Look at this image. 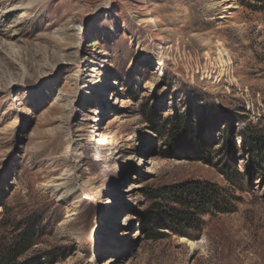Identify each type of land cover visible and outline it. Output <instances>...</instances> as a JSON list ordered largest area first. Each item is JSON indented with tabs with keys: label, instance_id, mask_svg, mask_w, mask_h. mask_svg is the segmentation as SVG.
Here are the masks:
<instances>
[{
	"label": "rangeland",
	"instance_id": "rangeland-1",
	"mask_svg": "<svg viewBox=\"0 0 264 264\" xmlns=\"http://www.w3.org/2000/svg\"><path fill=\"white\" fill-rule=\"evenodd\" d=\"M258 134L264 0H0V264H264Z\"/></svg>",
	"mask_w": 264,
	"mask_h": 264
},
{
	"label": "trees",
	"instance_id": "trees-1",
	"mask_svg": "<svg viewBox=\"0 0 264 264\" xmlns=\"http://www.w3.org/2000/svg\"><path fill=\"white\" fill-rule=\"evenodd\" d=\"M166 123L167 120L164 122L163 127H165ZM250 139L251 144H255V147L258 150L259 158H264V137L258 134L255 137H250ZM173 187L176 190L174 189L169 191V193L171 194L170 198L174 199L175 201L183 202V200H186L190 201L191 203H188L189 210L187 211H182L180 213H178L176 209L163 211V216L166 221V228L176 234H185L184 230L187 227L198 228L199 220L197 219V217L208 212L207 209L200 208V206L206 205L204 203V200L207 201L208 198L213 197L216 189H213V187H207L203 183L197 182L180 183ZM162 195L163 192L161 191V189L155 190L153 193V196ZM31 228L32 227H28L22 231V243L24 244L22 245L23 247L28 245L31 241ZM18 251H16L15 253H17ZM15 253L13 254L12 250L10 249L8 254L6 255L7 259H4V264H32L30 261L22 263L15 262ZM1 264L3 263L1 262Z\"/></svg>",
	"mask_w": 264,
	"mask_h": 264
},
{
	"label": "bare ground",
	"instance_id": "bare-ground-1",
	"mask_svg": "<svg viewBox=\"0 0 264 264\" xmlns=\"http://www.w3.org/2000/svg\"><path fill=\"white\" fill-rule=\"evenodd\" d=\"M153 38H158L159 36H158V34H156V35H153L152 36ZM159 47H161V46H159ZM161 52V51H160ZM162 53V52H161ZM96 121V120H95ZM80 138V137H79ZM116 165V164H115ZM118 168L120 167L119 165L117 166ZM65 183L66 182H60V183H56L55 184V186H54V188L51 190L52 191V193L54 192V193H58L60 190V193H59V196H63V194L67 191L66 190V188H62V187H65V186H63V185H65ZM72 185V184H71ZM187 244H188V246H190V248H196L197 246H198V242L197 241H192V240H187Z\"/></svg>",
	"mask_w": 264,
	"mask_h": 264
}]
</instances>
